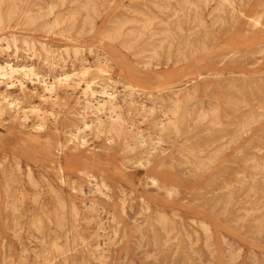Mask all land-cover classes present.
Returning a JSON list of instances; mask_svg holds the SVG:
<instances>
[{"label":"rangeland","instance_id":"rangeland-1","mask_svg":"<svg viewBox=\"0 0 264 264\" xmlns=\"http://www.w3.org/2000/svg\"><path fill=\"white\" fill-rule=\"evenodd\" d=\"M0 1V264H264V0ZM37 132L131 179L17 164Z\"/></svg>","mask_w":264,"mask_h":264},{"label":"bare ground","instance_id":"bare-ground-1","mask_svg":"<svg viewBox=\"0 0 264 264\" xmlns=\"http://www.w3.org/2000/svg\"><path fill=\"white\" fill-rule=\"evenodd\" d=\"M92 1V0H91ZM192 1V0H191ZM222 1V0H221ZM225 1V0H224ZM223 1V2H224ZM1 2V1H0ZM64 2V1H63ZM86 2H87V0H86ZM77 3V2H76ZM95 3V2H94ZM188 3V2H187ZM206 3V2H205ZM83 4H84V1H83ZM222 4V3H221ZM89 6V5H88ZM91 6H92V3H91ZM223 6V5H222ZM14 7V6H13ZM81 7H82V5H81ZM93 7H95V5L93 6ZM126 7V6H125ZM76 8V7H75ZM75 8H73V9H75ZM88 8V7H87ZM87 8H85V9H87ZM216 8V7H215ZM51 9V8H50ZM82 9V8H81ZM96 9V8H95ZM10 10V9H9ZM12 10V9H11ZM52 10V9H51ZM77 10V9H76ZM84 10V9H83ZM90 10H93V9H90ZM216 10V9H215ZM14 11V10H13ZM70 11V10H69ZM74 11V10H73ZM72 11V12H73ZM80 11V10H79ZM71 12V11H70ZM75 12V11H74ZM78 12V11H77ZM85 12V11H84ZM14 13V12H13ZM13 13H11V15L13 14ZM98 13V12H97ZM210 13V12H209ZM8 14V13H7ZM28 14H29V12H28ZM85 14V13H84ZM84 14L82 15V16H84ZM89 14V13H88ZM95 14V13H94ZM140 14H142V13H140ZM196 14V13H195ZM25 15V14H24ZM63 14H61V16H62ZM66 15V14H65ZM73 15V14H72ZM77 15V14H76ZM8 17L7 18H9V14L7 15ZM30 16V15H29ZM32 16V15H31ZM30 16V17H31ZM91 15H89V17H90ZM97 16V15H96ZM1 17V16H0ZM34 17H35V15H34ZM64 17H66V16H64ZM146 17H148V16H146ZM217 17V16H216ZM2 18V17H1ZM27 18V17H26ZM33 18V17H32ZM69 18V17H68ZM130 18V17H129ZM128 18V19H129ZM149 18V17H148ZM221 18V17H220ZM28 19V18H27ZM63 19V18H62ZM123 19H125V17L123 18ZM200 19V18H199ZM26 20V19H25ZM35 20V19H34ZM34 20H31L32 22H34ZM56 20V19H55ZM72 20V19H71ZM133 20H135V19H132L131 21L130 20H128V21H130V22H132ZM150 20V19H149ZM221 20H222V18H221ZM1 21V20H0ZM54 21V20H53ZM58 21H60V20H58ZM74 22H75V20H73ZM91 21H92V19H91ZM126 21H127V17H126ZM126 21H124V22H126ZM145 21H147V20H145ZM152 21V20H151ZM151 21H150V23H151ZM200 21V20H199ZM31 22V23H32ZM56 22V21H55ZM63 22V21H62ZM69 22V21H68ZM119 22V21H118ZM142 22V21H141ZM140 22V23H141ZM149 22V21H148ZM201 22H203V20L201 21ZM257 22V21H256ZM30 23V22H29ZM54 23V22H53ZM52 23V24H53ZM81 23H82V21H81ZM94 23V22H93ZM115 23H117V22H115ZM145 23V22H144ZM84 24H85V22H84ZM122 24V23H121ZM120 23H119V26H117V28L115 29V30H113V34L115 35V36H117V37H119V34H120V31H121V27H122V25H121ZM138 24V23H137ZM216 24V23H215ZM221 24H222V22H221ZM58 25H59V23H58ZM91 25H92V23H91ZM126 25V24H125ZM146 25H147V23H146ZM150 25V24H149ZM93 26V25H92ZM254 26V25H253ZM69 27H71V26H69ZM88 27H89V25H88ZM90 28V27H89ZM141 28V27H140ZM197 28V27H196ZM145 29H146V27H145ZM136 30V29H135ZM141 31H142V29H141ZM150 31V30H149ZM106 32H108V31H106ZM133 33H134V31H132ZM131 32V33H132ZM140 33V32H139ZM142 33V32H141ZM106 35V34H105ZM129 35H131V34H129ZM156 35H157V33H156ZM152 36H153V34H152ZM167 37V36H166ZM105 39V38H104ZM108 39V38H107ZM106 39V40H107ZM133 42H134V40H133ZM162 43V42H161ZM128 44V43H127ZM260 44V43H259ZM130 45H131V42H130ZM162 45V44H161ZM172 45V44H171ZM127 46H129V45H127ZM158 47H161V46H158ZM130 48V47H129ZM168 48H170L169 46H168ZM154 49V48H153ZM179 50H181V49H179ZM260 50V49H259ZM146 51V50H145ZM156 51V50H155ZM178 51V50H177ZM183 51V50H182ZM262 51H264V50H262ZM157 52V51H156ZM237 52V51H236ZM259 52V51H258ZM142 53V52H141ZM153 53V52H152ZM181 53V52H180ZM260 53V52H259ZM229 54V53H228ZM252 54V53H251ZM258 54V53H257ZM153 55V54H152ZM229 56V55H228ZM155 57V56H154ZM184 58H185V56H183ZM156 58H158L157 56H156ZM186 59V58H185ZM110 60V59H109ZM107 61V60H106ZM148 61V60H147ZM150 61H151V58H150ZM104 62V61H103ZM6 63V62H5ZM146 63V62H145ZM9 65V64H8ZM147 65V64H146ZM5 66V65H4ZM10 66V65H9ZM145 66V65H144ZM8 67V66H7ZM1 68V67H0ZM5 68V67H4ZM99 68V67H98ZM9 69H10V67H9ZM8 69V70H9ZM23 69V68H22ZM100 69V68H99ZM2 70H4V69H2ZM102 70V69H101ZM228 70V69H227ZM9 72H10V70H9ZM85 73H86V70L84 71ZM233 72V71H232ZM3 73L0 71V75H2ZM6 74V73H5ZM10 75H11V73H9ZM26 74V73H25ZM35 74V73H34ZM200 74V73H199ZM206 75H208V73L206 74ZM64 77V76H63ZM199 77V76H198ZM61 77H59V79H60ZM65 78H66V76H65ZM58 79V80H59ZM64 79V78H63ZM227 79V78H226ZM236 79V78H235ZM169 81H174L173 79H168ZM42 82H43V85H44V88L45 89H47L48 91H52L54 88H53V86H52V84L51 83H48L46 80H45V78L44 79H42L41 80ZM66 81V80H65ZM170 84H173V83H170ZM8 86V85H7ZM88 86V85H87ZM132 86V85H131ZM195 86V85H194ZM89 87V86H88ZM235 87V86H234ZM104 89L105 88H107V87H103ZM140 88V87H139ZM231 88V87H230ZM240 89V88H239ZM109 90V89H108ZM240 91V90H239ZM93 93V92H92ZM134 93V92H133ZM154 94V93H153ZM175 94V93H174ZM109 95V94H108ZM155 95V94H154ZM227 96H229V95H227ZM238 97V96H237ZM233 98V97H232ZM235 98V97H234ZM171 99V98H170ZM107 100H109V99H107ZM244 100V99H243ZM89 101V100H88ZM110 101V100H109ZM131 101V100H130ZM175 102V101H174ZM177 102V101H176ZM175 102V103H176ZM9 103H11V102H9V100L8 99H6L5 97H1L0 98V111L3 109V108H8V109H10L9 108ZM87 103V102H86ZM180 103V102H179ZM92 104V103H91ZM110 105H111V102L109 103ZM172 104H173V102H172ZM116 105V104H115ZM211 105V104H210ZM92 106V105H91ZM104 106V105H103ZM112 106V105H111ZM175 106H177L176 104H175ZM180 106V105H179ZM86 107V106H85ZM31 110H35V111H38L39 109H41L40 107H39V105H36V106H33V105H30V107H29ZM95 108V107H94ZM112 108V107H111ZM97 109V108H96ZM99 109H100V107H99ZM119 109V108H118ZM178 109H179V107H178ZM201 109V108H200ZM199 109V110H200ZM213 109V111H214V108H212ZM163 110V109H162ZM208 110V109H207ZM85 111V110H84ZM96 111H98V110H96ZM101 111V110H100ZM206 111V110H205ZM210 111V110H209ZM212 111V110H211ZM210 111V112H211ZM215 111H216V108H215ZM214 111V112H215ZM224 111V110H223ZM14 113H12V114H10V121H11V127L12 128H16L18 125L17 124H19V123H17L15 120H17L18 119V117H19V115H18V111L17 110H14L13 111ZM112 112H113V109H112ZM119 112V111H118ZM207 112V111H206ZM43 113V112H42ZM164 114H166L165 112H163ZM162 113V114H163ZM171 113V112H170ZM173 114V113H172ZM201 114V113H200ZM44 115V114H43ZM202 115V114H201ZM208 115V114H207ZM119 116H120V114H119ZM118 116V117H119ZM164 116V115H163ZM174 116H175V114H174ZM197 116V115H196ZM117 117V118H118ZM82 118H83V126H85L86 125V123H85V116L84 115H82ZM111 118V120H112V116L111 117H109V119ZM116 118V119H117ZM247 118V117H246ZM99 119H101V118H99ZM114 119V118H113ZM20 120H22L21 118H20ZM170 120H171V118H170ZM216 120V119H215ZM110 121V120H109ZM114 121V120H113ZM122 121V120H121ZM98 122V121H97ZM96 122V123H97ZM101 122V121H100ZM116 122H118V121H116ZM175 122V121H174ZM224 122V121H223ZM90 123V122H89ZM119 123V122H118ZM117 123V124H118ZM160 123V122H159ZM171 123V122H170ZM213 123V122H212ZM235 123V122H234ZM156 124H158L157 122H156ZM216 124H218V123H216ZM220 124V123H219ZM218 124V125H219ZM233 124V123H232ZM38 125H40V124H38ZM37 125V126H38ZM98 125V124H97ZM101 125V124H100ZM161 125H163V124H161ZM231 125V124H230ZM247 125V124H246ZM245 125V126H246ZM96 126V125H95ZM110 126H112V125H110ZM109 126V128H111ZM119 126H121V125H119ZM174 126H175V124H174ZM221 126V125H220ZM41 127V126H40ZM79 127V126H78ZM77 127V128H78ZM86 127V126H85ZM161 127V126H160ZM163 128L162 129H165L164 128V126H162ZM177 127V126H176ZM247 127V126H246ZM37 128V127H36ZM114 128V127H113ZM174 128V127H173ZM79 129V128H78ZM95 129H97V127L95 128ZM161 129V128H160ZM38 130V129H37ZM80 130V129H79ZM82 130H83V128H82ZM92 130V129H91ZM108 130V129H107ZM208 130V129H207ZM232 130V129H231ZM237 130V129H236ZM109 131V130H108ZM119 131V130H118ZM159 131H161V130H159ZM230 131V130H229ZM77 132V131H76ZM76 132H74V133H69L68 135L69 136H71V137H73V138H75V139H77L78 141H82V142H84L85 141V137L83 136V134L82 135H79V134H77ZM79 132H81V131H79ZM94 132H97L96 130H94ZM107 132V131H106ZM136 132V131H135ZM162 132V131H161ZM220 133V132H219ZM240 133H241V131H240ZM156 134V133H155ZM135 135H136V133H135ZM158 135V134H157ZM176 135V134H175ZM231 135V134H230ZM145 136V135H144ZM153 136V135H152ZM228 136V135H227ZM137 137V136H136ZM230 137V136H229ZM113 138V137H112ZM150 138V137H149ZM110 139V138H109ZM137 139V138H136ZM70 140V139H69ZM71 140H72V138H71ZM205 140V139H204ZM14 147L17 149L16 150V152H14L13 153V160L17 163V164H19V162L21 161V159H27V160H31V161H33V162H39L40 164L42 163V164H46V165H50V166H55V167H57L60 171H63L65 168H67V169H70L71 171H74V172H77V173H79V174H82V175H84L90 182L91 181H93L94 183H95V185H97V186H99V187H107V183H106V179H105V176L102 174V172H107L108 171V175L109 174H111V175H114V176H118V177H120V178H124V179H127V180H130L131 179V175H130V172H129V170L130 169H128V168H126L125 166H120L119 164H116L114 161H112V160H108V161H104L103 160V158L102 157H98V156H95V155H89V154H83V153H77L76 151H71V152H67V153H65L63 156H61V153L63 152V142H62V140L61 139H59L58 137H56L55 139H53V138H51V136H43V135H41V133L40 132H37V133H35V134H33V135H28V136H24V137H21V138H14ZM67 141V140H66ZM65 141V142H66ZM113 141V140H112ZM139 141V140H138ZM153 141V140H152ZM211 141V140H210ZM74 142V141H73ZM157 142V141H156ZM69 143H70V141H69ZM109 143V142H108ZM139 143V142H138ZM205 143V142H204ZM110 144V143H109ZM140 144V143H139ZM208 144V143H207ZM65 145V144H64ZM151 145V144H150ZM155 145V144H154ZM153 145V146H154ZM224 145V144H223ZM222 145V146H223ZM227 144H225V146H226ZM153 146H152V148H153ZM207 146V145H206ZM206 146H205V148H206ZM209 146V145H208ZM65 147V146H64ZM73 149V148H72ZM138 149V148H137ZM156 149V148H155ZM188 149V148H187ZM136 154H137V152H136ZM73 155H76V162L75 163H73V162H71L72 161V158H73ZM218 155V154H217ZM140 157V156H139ZM128 158V157H127ZM141 158V157H140ZM74 159V158H73ZM210 159H208V161H209ZM212 160V159H211ZM129 162V161H128ZM131 162V161H130ZM138 164V163H137ZM20 166V165H19ZM256 166V165H255ZM28 169H29V166H28ZM98 173L100 174L99 175V177H98ZM30 175V174H29ZM29 177V176H28ZM88 181V182H89ZM31 182V181H30ZM152 182V181H151ZM157 182V181H156ZM73 184V183H72ZM77 184V183H76ZM154 184V183H153ZM75 185V184H74ZM97 186H95V187H97ZM75 187V186H74ZM78 187V186H77ZM80 187H81V185H80ZM94 187V186H93ZM158 187V186H157ZM166 187V186H165ZM98 189V188H97ZM172 189V188H171ZM81 190V189H80ZM82 191V190H81ZM99 191V190H98ZM81 193V192H80ZM218 201V200H217ZM93 202V201H92ZM91 201H90V203H92ZM84 203V202H83ZM95 203V202H94ZM97 204V203H96ZM75 205V204H74ZM86 207V206H85ZM84 207V208H85ZM145 207V206H144ZM99 208V207H98ZM73 209V208H72ZM92 209V208H91ZM93 210H94V208H93ZM96 212V211H95ZM108 212V211H107ZM161 214V213H160ZM163 214V213H162ZM161 214V215H162ZM79 215V214H78ZM98 215V214H97ZM96 215V216H97ZM160 215V216H161ZM116 216V215H115ZM156 216V215H155ZM159 215H157V217H158ZM94 217V216H93ZM100 217V216H99ZM164 218H166L165 216H164ZM115 219V218H114ZM157 219V218H156ZM162 219V218H161ZM163 220V219H162ZM161 221V220H160ZM102 222V221H101ZM163 225H166V224H163ZM116 227H117V225H116Z\"/></svg>","mask_w":264,"mask_h":264},{"label":"crops","instance_id":"crops-1","mask_svg":"<svg viewBox=\"0 0 264 264\" xmlns=\"http://www.w3.org/2000/svg\"><path fill=\"white\" fill-rule=\"evenodd\" d=\"M166 78L168 79V77L166 76ZM174 80V79H173Z\"/></svg>","mask_w":264,"mask_h":264}]
</instances>
